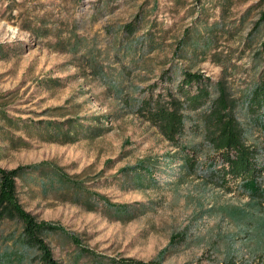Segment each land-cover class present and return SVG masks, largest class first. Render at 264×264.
<instances>
[{
  "label": "rangeland",
  "instance_id": "obj_1",
  "mask_svg": "<svg viewBox=\"0 0 264 264\" xmlns=\"http://www.w3.org/2000/svg\"><path fill=\"white\" fill-rule=\"evenodd\" d=\"M15 2L11 12L12 1L0 0V96L5 103L0 167L54 163L70 175L82 174L93 192L127 211V219L119 220L95 202L90 211L82 203L44 197L39 182L23 186L20 181L25 209L79 240L76 246L62 234L46 235L54 258L62 264L157 257L164 264H259L264 257V173L260 196L231 180L219 185L210 177L213 168L202 161L188 173L157 130L133 110L148 85L163 83V72L178 77L187 69L213 82L222 80L236 102L247 143L259 149L264 166V109H251L247 99L264 70L259 47L264 24L260 31L253 28L264 3ZM164 84L173 87L174 82ZM61 106L82 119L104 115L108 130L68 144L40 139L39 122L50 120L51 109ZM146 159L150 177L140 185L133 172ZM234 210L248 211L257 221L240 222ZM11 230L8 226L0 233V264H39L32 251L5 240Z\"/></svg>",
  "mask_w": 264,
  "mask_h": 264
},
{
  "label": "trees",
  "instance_id": "obj_2",
  "mask_svg": "<svg viewBox=\"0 0 264 264\" xmlns=\"http://www.w3.org/2000/svg\"><path fill=\"white\" fill-rule=\"evenodd\" d=\"M11 1L13 5H9V9L12 12L17 8V3L15 0ZM256 3L260 5L264 0H257ZM262 24L264 8L259 12V18L253 25L254 31H260ZM125 27L130 31L132 29L131 25ZM33 31L38 33L36 30ZM69 39L68 37L66 43L74 49L76 44ZM259 47L264 49V42H260ZM256 55L260 56V52ZM160 79L162 84L154 82L147 86L145 94L133 110L134 113L157 130L173 149L175 157L181 159L188 173L196 171V165L202 161L209 165L210 169L213 168L210 177L216 178L219 185L225 186L231 180L234 183L238 182L240 187L256 196L263 195L260 191V181L264 166L260 161V151L247 143L245 129L235 113L236 102L231 98L232 92L227 84L222 80L213 82L203 73L187 69L182 70L178 77L165 76L163 72ZM170 82H174L173 87L164 84ZM53 83H56V80H53ZM1 97L0 118L5 119L3 117L5 103L1 102ZM247 99L251 109L259 112L264 109V70L253 83ZM51 111L50 117L53 119L40 121L38 126V129H42L40 139L44 141L68 144L76 142L82 136L99 137L108 130L103 126L106 121L103 120L104 115L82 119L71 116V111L62 106L54 107ZM35 124L30 127L34 128ZM150 165V160H143L139 164L140 169L133 172L139 176L140 185H144L142 178L144 180L145 177H150L146 174ZM129 175L128 173L127 176ZM81 177L82 174L70 175L62 167L50 162L17 166L12 169L0 167V233L3 228L8 226L12 228L7 234V239L5 236L4 239L11 241L14 246L32 251L39 264H62L54 258L52 249L45 239L46 235L62 234L76 246H80L76 237L56 225L39 220L36 215L25 209L19 196L20 181L23 186L30 181L39 182L40 193L44 197L52 195L74 204L82 203L90 211L96 209V206L91 204L95 202L102 205L103 211L108 214L114 211L117 219H127L125 206L113 204L96 194ZM234 212L240 222L257 221L248 214V211ZM106 264H164V262L159 257L148 262L119 258L109 260ZM259 264H264V257L259 260Z\"/></svg>",
  "mask_w": 264,
  "mask_h": 264
}]
</instances>
